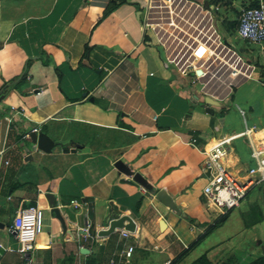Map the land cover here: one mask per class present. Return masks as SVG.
<instances>
[{
	"label": "crops",
	"instance_id": "1",
	"mask_svg": "<svg viewBox=\"0 0 264 264\" xmlns=\"http://www.w3.org/2000/svg\"><path fill=\"white\" fill-rule=\"evenodd\" d=\"M106 1L0 0L2 247L21 209L43 208L38 248L0 247V264H169L199 237L177 264L264 256V184L208 231L201 172L203 149L232 135V177L255 164L252 145L264 155V48L237 34L259 0ZM122 215L130 236L98 235Z\"/></svg>",
	"mask_w": 264,
	"mask_h": 264
},
{
	"label": "built area",
	"instance_id": "2",
	"mask_svg": "<svg viewBox=\"0 0 264 264\" xmlns=\"http://www.w3.org/2000/svg\"><path fill=\"white\" fill-rule=\"evenodd\" d=\"M109 1L107 0L106 3ZM237 22V34L241 39L260 44L264 48V0L243 7ZM191 83H195V79H192ZM238 109L244 116L245 111L240 107ZM39 130L40 128L33 127L31 132ZM244 133L249 135V130L246 129ZM233 136L219 139L208 150L203 149L206 158L202 163L201 172L206 178V183L202 193L218 215L226 214L238 207L252 187L264 184V155L254 145H252L251 157L255 160V164L248 167L245 172L239 171L242 181L229 174L224 158L228 152L227 144ZM190 144L195 145V139L191 140ZM4 152L5 148L1 149L0 156ZM72 203L76 201L72 200ZM42 227L43 208L36 204L29 205L14 216L9 227L13 238L12 246L4 248L0 243V247L4 250H16L22 254L30 253L38 248L37 237L42 232ZM121 233L124 237L131 235L130 230L127 229H123ZM133 249L132 244L126 245L124 256L129 258ZM123 264L129 263L125 261Z\"/></svg>",
	"mask_w": 264,
	"mask_h": 264
},
{
	"label": "water",
	"instance_id": "3",
	"mask_svg": "<svg viewBox=\"0 0 264 264\" xmlns=\"http://www.w3.org/2000/svg\"><path fill=\"white\" fill-rule=\"evenodd\" d=\"M1 99L2 96L0 95V100ZM206 101L209 104L217 103L216 101L211 100L209 97H206ZM28 135L31 141L37 143L38 148L41 149L42 151L50 152L52 147L55 145L53 139L43 131L30 132ZM116 165L118 167H122V163L120 161H118ZM47 196L51 199V195H47ZM263 199H264V195H263ZM51 202L54 203L52 199ZM55 212L58 213L56 209ZM160 226L162 229L165 227V224L162 220H160ZM119 228H124L130 231H134L135 230L134 220L128 215H122L118 218H114L109 222V225L106 229H101L98 231V235L99 236L108 235L112 233L114 230ZM85 250L86 249L84 248L81 249L82 252H85Z\"/></svg>",
	"mask_w": 264,
	"mask_h": 264
},
{
	"label": "trees",
	"instance_id": "4",
	"mask_svg": "<svg viewBox=\"0 0 264 264\" xmlns=\"http://www.w3.org/2000/svg\"><path fill=\"white\" fill-rule=\"evenodd\" d=\"M87 49V47H85V50ZM28 63H29V61H28ZM24 73H25V70H24ZM7 87V83H5L4 84V86H3V89H5ZM227 214V213H226ZM226 214H223V215H219L217 218H216V220H215V222H214V224L213 225H211L210 226V228L208 229V231L212 228V227H214V226H216V225H218V224H220L221 222H223L224 220H225V218H226ZM201 238L202 237H199L195 242H193L188 248H186V249H184L183 251H182V253H180L173 261H171L169 264H177V262H179L181 259H182V257H183V255H185L195 244H197L198 242H199V240H201ZM264 264V256H262V257H260V258H258V259H256L255 261H253L252 263H250V264ZM191 264H213L212 262H210L209 260H208V258L206 257V255H202V256H200L198 259H196L194 262H192Z\"/></svg>",
	"mask_w": 264,
	"mask_h": 264
},
{
	"label": "rangeland",
	"instance_id": "5",
	"mask_svg": "<svg viewBox=\"0 0 264 264\" xmlns=\"http://www.w3.org/2000/svg\"><path fill=\"white\" fill-rule=\"evenodd\" d=\"M255 4H257V1H255V2L253 3V5H255ZM253 193H254V190H251V191H250V195L248 194V195L245 197V199H243L242 203L244 202V200H245L244 203H246V200H247L248 198H250V196H252ZM248 200H249V199H248ZM248 200H247V201H248ZM202 201H204V200L202 199ZM242 203H241V204H242ZM236 209H237V207L234 208L233 210H236ZM209 214H211L210 217H213V215H215L216 212H214V211L211 210V211L209 212ZM218 216H219V215H217V217H218ZM217 217H216V218H217ZM215 220H216V219H215ZM236 222H238L237 217H236V219H235L234 216L231 217L230 220H229V222H228V224H227V228H228V229H225V232H224V233H225V234H231L234 230L236 231V228H231L232 225H234ZM233 234H234V232H233ZM239 234H240V233H239ZM239 234H236V235H235V239L239 237V236H238ZM116 239H117V238H116ZM116 239H115V240H116ZM12 240H13V238H12ZM254 264H255V263H254ZM259 264H260V263H259Z\"/></svg>",
	"mask_w": 264,
	"mask_h": 264
},
{
	"label": "bare ground",
	"instance_id": "6",
	"mask_svg": "<svg viewBox=\"0 0 264 264\" xmlns=\"http://www.w3.org/2000/svg\"><path fill=\"white\" fill-rule=\"evenodd\" d=\"M40 247H43V245H39Z\"/></svg>",
	"mask_w": 264,
	"mask_h": 264
}]
</instances>
